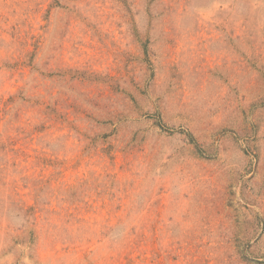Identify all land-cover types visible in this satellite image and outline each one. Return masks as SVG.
I'll return each mask as SVG.
<instances>
[{"label":"rangeland","instance_id":"374dc122","mask_svg":"<svg viewBox=\"0 0 264 264\" xmlns=\"http://www.w3.org/2000/svg\"><path fill=\"white\" fill-rule=\"evenodd\" d=\"M0 264H264V0H0Z\"/></svg>","mask_w":264,"mask_h":264}]
</instances>
